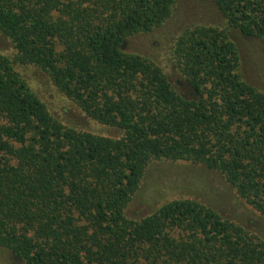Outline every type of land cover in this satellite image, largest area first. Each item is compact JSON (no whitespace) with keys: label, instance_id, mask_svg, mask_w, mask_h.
Returning <instances> with one entry per match:
<instances>
[{"label":"trees","instance_id":"16d2710c","mask_svg":"<svg viewBox=\"0 0 264 264\" xmlns=\"http://www.w3.org/2000/svg\"><path fill=\"white\" fill-rule=\"evenodd\" d=\"M226 25L186 29L175 83L129 38L177 0H0V247L25 264H264V237L195 198L126 214L153 161L219 172L264 217V91L241 72L233 29L264 40V0H215ZM47 72L119 138L78 131L17 70Z\"/></svg>","mask_w":264,"mask_h":264},{"label":"rangeland","instance_id":"374dc122","mask_svg":"<svg viewBox=\"0 0 264 264\" xmlns=\"http://www.w3.org/2000/svg\"><path fill=\"white\" fill-rule=\"evenodd\" d=\"M168 22L153 32L128 39L130 50L154 57L175 83L181 75L172 61L171 49L177 37L196 25H226L215 0H177ZM240 49L241 72L246 80L264 91V40L244 35L233 29ZM12 42L0 35V53L11 56ZM17 70L33 91L47 105L49 111L63 124L78 131L119 138L124 132L98 122L88 116L74 101L63 95L50 75L32 65L18 66ZM195 198L213 206L224 217L243 225L264 237V217L246 202L230 183L217 171L203 164L188 161H153L150 163L138 192L126 209L129 217L140 218L168 200ZM0 264H25L11 251L0 247Z\"/></svg>","mask_w":264,"mask_h":264}]
</instances>
